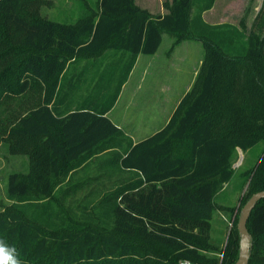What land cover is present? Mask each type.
<instances>
[{"label": "trees", "instance_id": "trees-1", "mask_svg": "<svg viewBox=\"0 0 264 264\" xmlns=\"http://www.w3.org/2000/svg\"><path fill=\"white\" fill-rule=\"evenodd\" d=\"M49 1L0 0V101L27 93L34 82L44 93L42 103L16 117L6 142L20 152L44 139L47 152L33 155L27 177H9L14 203L0 214V241L16 248L20 264H236L239 215L226 241L214 240L212 218L231 209L216 201L232 183L242 207L264 191V6L247 30L207 23L201 14L215 0H172L160 15L136 0H99L97 12L87 9L74 24L43 16ZM165 34L201 42L208 64L168 123L134 144L107 115L139 57L157 54ZM109 51L112 58L72 110L89 71L86 64L78 72L80 59ZM238 150L245 154L239 170ZM102 158L112 174L136 177L100 196L93 210L103 211L105 225L59 229L55 191L66 183L65 197L84 194L89 184L73 175ZM32 190L51 201H30ZM248 230L249 264H264V199Z\"/></svg>", "mask_w": 264, "mask_h": 264}, {"label": "rangeland", "instance_id": "rangeland-1", "mask_svg": "<svg viewBox=\"0 0 264 264\" xmlns=\"http://www.w3.org/2000/svg\"><path fill=\"white\" fill-rule=\"evenodd\" d=\"M50 1L51 4L42 7L43 16L61 23L74 24L87 13V9L92 8L97 12L99 0ZM171 2L172 0H136L140 8L150 11L153 15L167 13L165 5H170ZM263 6L264 0H215L213 8L201 15L211 25L228 24L234 28L245 26L250 30ZM194 13H199L197 8ZM113 54L109 51L98 59L90 60L87 57L80 59V67L87 64L89 71L85 76V83L74 96L75 101L90 90L96 72L102 68L103 63L112 58ZM207 64V56L201 42L185 39L178 43L176 37L165 34L157 54L143 55L139 59L114 107L112 119L133 142L153 135L168 122L182 97L198 86ZM33 85V88L23 95H12L0 101V214L5 213L14 203L7 196L9 177L12 174L27 177L34 166L33 155L45 156L47 153L44 139L27 143L28 147L20 152L15 151L12 144L6 142L7 133L15 126L16 117L27 114L44 100L42 88L35 82ZM229 105L226 107H230ZM182 148H186V144ZM32 151L35 153L31 154ZM244 160L245 154L238 150L234 168L239 170ZM89 168L90 165H84L74 174L76 177L94 174V168ZM65 184H62L54 195L56 208L53 209V213L57 217L55 226L64 229L66 226L74 225L90 227L93 226L92 223L105 225L103 211H94L93 208L97 206L104 191L110 188L108 184L102 183L99 187L91 188L75 198H67L62 194L61 189ZM33 190L30 201L37 203L51 201L37 198ZM224 201L231 209L225 212L219 209L215 211L212 218V236L215 241L227 240L234 220L242 211V194L237 190L236 184L232 183L224 190L216 202L223 205Z\"/></svg>", "mask_w": 264, "mask_h": 264}, {"label": "crops", "instance_id": "crops-1", "mask_svg": "<svg viewBox=\"0 0 264 264\" xmlns=\"http://www.w3.org/2000/svg\"><path fill=\"white\" fill-rule=\"evenodd\" d=\"M143 55H141L140 57H139V59L142 57ZM139 59H138V61H139ZM138 63V62H137ZM136 66H137V64H136ZM136 66H135V68H136ZM135 68H134V70H135ZM82 70V67H80L79 68V70H78V72H80ZM133 70V71H134ZM99 71H101V69L99 70ZM133 71H132V73H133ZM98 72V71H97ZM96 72V73H97ZM87 73V72H86ZM132 73H131V75H132ZM96 75V74H95ZM131 75H130V78H131ZM95 78L93 79V81H92V85H91V88L93 87V84H94V82H95ZM85 81H86V79H84L83 81H82V83H81V85H80V87L85 83ZM129 82V81H128ZM128 82L124 85V87H123V89H122V91L124 90V88H125V86L128 84ZM80 87L76 90V92L74 93V95H73V97H71V100H70V105H72L71 107H72V110H76L77 108H78V105L80 104V102H81V99H82V97L84 96V95H86V93L84 94V95H81L79 98H78V100H74V96L76 95V93L78 92V90L80 89ZM91 88H90V90H91ZM122 93V92H121ZM120 98V97H119ZM183 98V97H182ZM119 100V99H118ZM181 101V100H180ZM179 101V102H180ZM118 102V101H117ZM179 104V103H178ZM116 106V105H115ZM114 106V107H115ZM177 107V106H176ZM175 107V108H176ZM113 110H114V108L108 113V117L111 119V121L116 125V126H118L117 125V123L112 119V113H113ZM175 110V109H174ZM172 116V115H171ZM169 121V120H168ZM168 123V122H167ZM166 123V124H167ZM165 124V125H166ZM164 125V126H165ZM163 126V127H164ZM119 128H121L120 126H118ZM162 127V128H163ZM161 128V129H162ZM161 129H159L158 131H160ZM158 131H156V132H158ZM155 132V133H156ZM155 133H153V135L155 134ZM150 137V136H149ZM146 138H148V136H146V137H144V138H142V139H140V140H138V141H134V144H137L138 142H140V141H142V140H144V139H146ZM105 159L106 158H102V159H95L94 161H91L89 164H87V165H90V168H94V174H92V175H86V176H78V177H76V174H74L73 175V177H74V179L75 180H84V181H86L88 184H89V189H88V191L91 189V188H94V187H99L102 183H104V184H108L107 186L108 187H110V188H114V187H116V186H118V185H122V184H126V183H128V182H130V181H132V180H134V177H136V175H134V174H132V173H130V172H124V173H119V174H116V173H114V174H112V171H111V166L109 165V163L107 162V161H105ZM89 168V169H90ZM224 203H227L226 201H224L222 204L224 205V207H226V205L224 204Z\"/></svg>", "mask_w": 264, "mask_h": 264}, {"label": "water", "instance_id": "water-1", "mask_svg": "<svg viewBox=\"0 0 264 264\" xmlns=\"http://www.w3.org/2000/svg\"><path fill=\"white\" fill-rule=\"evenodd\" d=\"M264 199V191L251 197L243 207L238 221V231L241 236L240 255L236 264H249L252 251V237L248 230V221L259 201Z\"/></svg>", "mask_w": 264, "mask_h": 264}, {"label": "clouds", "instance_id": "clouds-1", "mask_svg": "<svg viewBox=\"0 0 264 264\" xmlns=\"http://www.w3.org/2000/svg\"><path fill=\"white\" fill-rule=\"evenodd\" d=\"M0 264H20L15 247L0 241Z\"/></svg>", "mask_w": 264, "mask_h": 264}, {"label": "built area", "instance_id": "built-area-1", "mask_svg": "<svg viewBox=\"0 0 264 264\" xmlns=\"http://www.w3.org/2000/svg\"><path fill=\"white\" fill-rule=\"evenodd\" d=\"M182 264H190V263H188V262H184V263H182Z\"/></svg>", "mask_w": 264, "mask_h": 264}]
</instances>
